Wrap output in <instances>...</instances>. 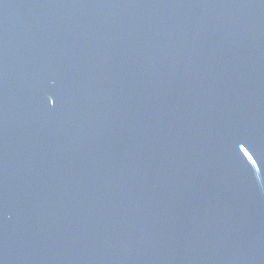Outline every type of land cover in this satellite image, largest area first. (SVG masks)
<instances>
[{
  "label": "water",
  "instance_id": "1",
  "mask_svg": "<svg viewBox=\"0 0 264 264\" xmlns=\"http://www.w3.org/2000/svg\"><path fill=\"white\" fill-rule=\"evenodd\" d=\"M0 264H264V0H0Z\"/></svg>",
  "mask_w": 264,
  "mask_h": 264
},
{
  "label": "snow or ice",
  "instance_id": "2",
  "mask_svg": "<svg viewBox=\"0 0 264 264\" xmlns=\"http://www.w3.org/2000/svg\"><path fill=\"white\" fill-rule=\"evenodd\" d=\"M241 151H245V152H246V150H245V149H243V147H241Z\"/></svg>",
  "mask_w": 264,
  "mask_h": 264
}]
</instances>
